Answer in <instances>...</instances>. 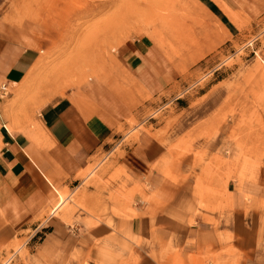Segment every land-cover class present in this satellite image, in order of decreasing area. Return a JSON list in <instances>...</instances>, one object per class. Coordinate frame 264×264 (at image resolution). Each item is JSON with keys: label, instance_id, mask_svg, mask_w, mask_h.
<instances>
[{"label": "rangeland", "instance_id": "1", "mask_svg": "<svg viewBox=\"0 0 264 264\" xmlns=\"http://www.w3.org/2000/svg\"><path fill=\"white\" fill-rule=\"evenodd\" d=\"M0 33L40 55L0 92L9 131L24 118L35 138L38 104L64 93L112 131L76 181L54 183L42 229L0 234V264H242L262 252L264 0H0ZM144 139L167 151L164 176L191 185L181 211L189 225L201 216L208 238L162 242L132 227L124 161Z\"/></svg>", "mask_w": 264, "mask_h": 264}, {"label": "crops", "instance_id": "2", "mask_svg": "<svg viewBox=\"0 0 264 264\" xmlns=\"http://www.w3.org/2000/svg\"><path fill=\"white\" fill-rule=\"evenodd\" d=\"M128 50L133 55L129 67L135 69L138 81L154 87L158 77L153 71L144 70L143 55L132 48ZM39 56L35 47H22L17 40L0 33V83L12 86L19 82ZM37 107L36 122L41 133L35 138L26 129L28 122L24 118L16 121V132L7 129V119H0V234L42 229L54 183L66 175H75L76 181V174L93 163L112 135L108 123L94 108L82 107L65 93ZM144 142L126 151L124 161L125 172L133 179L128 183V189L134 192L132 227L136 226L138 235L152 227L151 237L162 242L187 236L208 238L210 226L201 216H195L194 225H189L185 211H181L192 198L191 185L172 182L164 176L162 163L167 151L153 139ZM108 192L106 189L101 195L104 202ZM56 206L51 213L60 208ZM242 264H264V248Z\"/></svg>", "mask_w": 264, "mask_h": 264}, {"label": "built area", "instance_id": "3", "mask_svg": "<svg viewBox=\"0 0 264 264\" xmlns=\"http://www.w3.org/2000/svg\"><path fill=\"white\" fill-rule=\"evenodd\" d=\"M0 92H1L2 95L7 94V85H6V83L1 84Z\"/></svg>", "mask_w": 264, "mask_h": 264}, {"label": "bare ground", "instance_id": "4", "mask_svg": "<svg viewBox=\"0 0 264 264\" xmlns=\"http://www.w3.org/2000/svg\"><path fill=\"white\" fill-rule=\"evenodd\" d=\"M8 129V128H7ZM60 196V195H59ZM64 201H63V197L62 196H60V199H59V201L57 202V206H56V208H58V207H60L61 205H62V203H63ZM55 210V209H54Z\"/></svg>", "mask_w": 264, "mask_h": 264}]
</instances>
